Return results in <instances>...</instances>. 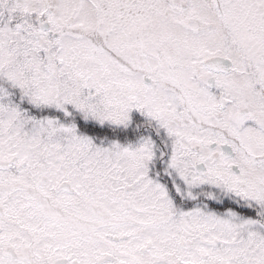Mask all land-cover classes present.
Segmentation results:
<instances>
[{"label":"snow or ice","instance_id":"6c2138e0","mask_svg":"<svg viewBox=\"0 0 264 264\" xmlns=\"http://www.w3.org/2000/svg\"><path fill=\"white\" fill-rule=\"evenodd\" d=\"M0 264H264V0H0Z\"/></svg>","mask_w":264,"mask_h":264}]
</instances>
